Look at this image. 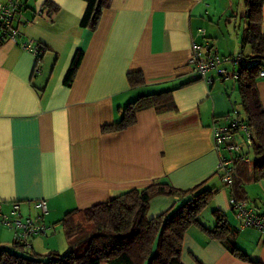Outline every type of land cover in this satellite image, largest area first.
<instances>
[{
    "label": "crops",
    "instance_id": "crops-1",
    "mask_svg": "<svg viewBox=\"0 0 264 264\" xmlns=\"http://www.w3.org/2000/svg\"><path fill=\"white\" fill-rule=\"evenodd\" d=\"M17 1L23 5L20 21L14 23L17 30L45 51L36 64L17 42L0 43V208L7 215L16 202L21 219L40 216L39 221L50 226L46 234L31 236L32 249L65 251L60 220L68 212L157 182L181 190L204 182L217 192L207 203L208 223L199 222L212 228V211L220 210L237 227L236 216L229 212L230 186L217 171L221 153L214 147L212 126L227 125L232 112L242 115L239 64L222 62L204 77L187 65L192 41L206 42L210 52L216 49L221 56L243 52L241 45L220 48L212 35L219 19H231L233 1L109 0L93 30L80 25L85 0ZM261 29L264 33V0ZM78 49L82 56L67 82ZM130 72H140L143 84L131 87ZM256 85L264 110V77H258ZM152 94L156 103L137 111L133 124L119 131L101 130L120 120L128 103ZM250 150H244L249 160ZM250 182L244 184L245 201L264 213V195ZM193 196H154L147 216L171 218ZM43 198L47 213L41 216L35 201ZM14 235L13 228L0 222V248L10 245ZM233 244L247 261L191 225L183 237L181 262L264 264V242L256 229H237Z\"/></svg>",
    "mask_w": 264,
    "mask_h": 264
},
{
    "label": "trees",
    "instance_id": "trees-1",
    "mask_svg": "<svg viewBox=\"0 0 264 264\" xmlns=\"http://www.w3.org/2000/svg\"><path fill=\"white\" fill-rule=\"evenodd\" d=\"M86 10L80 25L95 29L101 11L109 0H85ZM247 34L245 39L251 47V54L240 52L236 81L240 96L242 115L232 112L234 118L248 127L249 136L240 130H233V141L238 151L230 153L234 164L229 185L232 197L245 201L244 184L248 181L264 180V110L259 99L256 81L264 62V33L262 32V0H246ZM5 40H0V43ZM237 55V54H236ZM82 56L78 49L71 61L65 80H71ZM131 85L143 84L140 72H130ZM157 95H143L122 108L120 120L101 127L103 132L122 130L135 122L136 112L152 107ZM156 108V106H155ZM235 137L240 140L237 141ZM247 139L250 144L247 143ZM253 152L249 160L244 150ZM247 159V160H246ZM247 166L243 168V166ZM214 189L206 188L204 182L188 190L173 187L167 182L153 183L142 189L125 191L111 200L93 205L84 210L68 212L61 220L67 239L63 252L49 250L36 252L31 245L13 240L8 246L0 248V264H182L181 249L183 237L188 227L196 225L210 238L225 243L230 252L243 261L247 255L233 244L237 231L220 210L212 211L215 225L206 228L199 220V212L207 205ZM157 195L182 198L194 195V200L183 204L171 218L165 214L148 218L150 200ZM260 264L259 262H254Z\"/></svg>",
    "mask_w": 264,
    "mask_h": 264
},
{
    "label": "built area",
    "instance_id": "built-area-1",
    "mask_svg": "<svg viewBox=\"0 0 264 264\" xmlns=\"http://www.w3.org/2000/svg\"><path fill=\"white\" fill-rule=\"evenodd\" d=\"M22 6V3L17 0H0V40H13L17 42L25 51L34 56L37 64L45 51V47L40 43L24 39L14 24L20 21ZM198 33L204 36L205 30L200 28L198 29ZM208 47L206 42L201 44L192 41L191 43V55L187 60V65L191 71L200 77H204L206 72L218 67L222 62L231 60L238 63L241 59L240 54L221 56L217 53L216 49L210 52L211 47L206 51V54L204 48ZM35 71H38V66L35 67ZM259 77H264V69L259 71ZM235 129L240 130L247 137L249 136L248 127L238 119H230L227 125L213 124L212 126L213 144L215 149L221 153L217 171L221 176L222 182L228 185L232 182L231 174L234 171L233 161L222 152L226 151L230 154L239 150V146L233 141L232 131ZM247 143L250 144L248 139ZM229 203L238 220L236 228H254L260 233L264 242V213H258L246 201H237L233 197ZM35 207L40 211L41 216L47 213V204L44 198L35 201ZM39 218L40 216L35 219L31 217L21 219L19 204L16 202L12 204L11 211L7 215L2 213L0 208V222L9 228H13L15 231L14 239L25 245H29L31 236L46 234L50 229V226L41 223Z\"/></svg>",
    "mask_w": 264,
    "mask_h": 264
},
{
    "label": "rangeland",
    "instance_id": "rangeland-1",
    "mask_svg": "<svg viewBox=\"0 0 264 264\" xmlns=\"http://www.w3.org/2000/svg\"><path fill=\"white\" fill-rule=\"evenodd\" d=\"M232 1H233V4H232L233 10H230V14L232 16L231 19L228 16L226 17V21L224 17L219 19L218 23L212 26L213 28L212 35L216 38L215 40L217 41V45L220 48L225 49V50H227V48L235 49L237 46L241 45L239 48L240 50L243 51V54L250 55L251 47L249 43H247V40H243V43L240 44L242 41L241 39H245L246 34H247L248 19L246 18L247 17L246 0H232ZM216 28H217V33H216ZM236 34L239 37L238 42L235 40ZM262 67L264 68V62L262 63ZM250 154H251L250 160H252L254 158V154L253 153H250ZM250 184L256 185L258 188V191L262 193V195H264V181L262 180L251 181ZM206 207H208V205H206L199 212V215H198L199 216L198 219H200V221H202L204 225L208 223L209 215L211 214V210ZM229 212L233 216H235L232 209L229 208ZM60 229L61 228L59 227V230ZM249 229H254V228H249Z\"/></svg>",
    "mask_w": 264,
    "mask_h": 264
}]
</instances>
